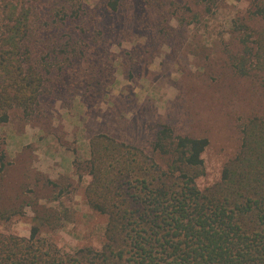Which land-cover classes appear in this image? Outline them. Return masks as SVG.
Here are the masks:
<instances>
[{
	"label": "rangeland",
	"instance_id": "rangeland-1",
	"mask_svg": "<svg viewBox=\"0 0 264 264\" xmlns=\"http://www.w3.org/2000/svg\"><path fill=\"white\" fill-rule=\"evenodd\" d=\"M257 0H40L29 44L44 87L29 116L0 122L9 164L0 174V235L39 237L65 253L105 241L106 215L86 202L91 139L107 134L152 152L163 124L207 137L205 189L264 115V75H239L236 26L256 28ZM236 29V30H235ZM157 158L162 161L160 156Z\"/></svg>",
	"mask_w": 264,
	"mask_h": 264
},
{
	"label": "trees",
	"instance_id": "trees-1",
	"mask_svg": "<svg viewBox=\"0 0 264 264\" xmlns=\"http://www.w3.org/2000/svg\"><path fill=\"white\" fill-rule=\"evenodd\" d=\"M38 1L0 0V122H8L15 108L29 116L44 87L29 44ZM108 5L116 10L118 0ZM251 13L264 22V0L255 1ZM236 29L242 49L231 55V66L241 76L264 75V27L241 21ZM241 130L238 153L205 189L197 180L206 173L207 137L176 134L163 124L147 152L95 135L85 194L87 204L107 217L102 247L65 253L40 238L35 225L29 238L0 235V264H264V115ZM8 164L0 146V174Z\"/></svg>",
	"mask_w": 264,
	"mask_h": 264
}]
</instances>
